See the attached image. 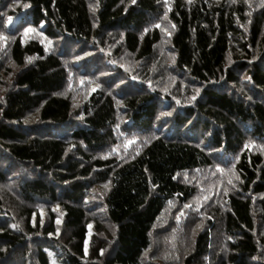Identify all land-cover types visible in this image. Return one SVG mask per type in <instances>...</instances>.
<instances>
[{
	"label": "trees",
	"instance_id": "trees-1",
	"mask_svg": "<svg viewBox=\"0 0 264 264\" xmlns=\"http://www.w3.org/2000/svg\"><path fill=\"white\" fill-rule=\"evenodd\" d=\"M0 37V264H264V0H0Z\"/></svg>",
	"mask_w": 264,
	"mask_h": 264
},
{
	"label": "snow or ice",
	"instance_id": "snow-or-ice-1",
	"mask_svg": "<svg viewBox=\"0 0 264 264\" xmlns=\"http://www.w3.org/2000/svg\"><path fill=\"white\" fill-rule=\"evenodd\" d=\"M133 3H135V0H133ZM98 4L96 6H90L93 7V10H95V7H97ZM0 39H3V37H0ZM193 99H195V97H193ZM13 227H19L18 225H13Z\"/></svg>",
	"mask_w": 264,
	"mask_h": 264
},
{
	"label": "rangeland",
	"instance_id": "rangeland-1",
	"mask_svg": "<svg viewBox=\"0 0 264 264\" xmlns=\"http://www.w3.org/2000/svg\"><path fill=\"white\" fill-rule=\"evenodd\" d=\"M57 212L59 213V208H56ZM42 219L44 220L45 219V213L42 212Z\"/></svg>",
	"mask_w": 264,
	"mask_h": 264
}]
</instances>
